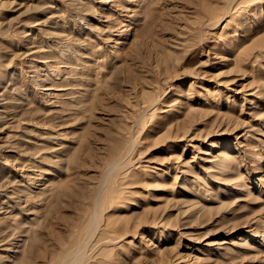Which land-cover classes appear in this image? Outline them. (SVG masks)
<instances>
[{
	"label": "rangeland",
	"instance_id": "rangeland-1",
	"mask_svg": "<svg viewBox=\"0 0 264 264\" xmlns=\"http://www.w3.org/2000/svg\"><path fill=\"white\" fill-rule=\"evenodd\" d=\"M0 264H264V0H0Z\"/></svg>",
	"mask_w": 264,
	"mask_h": 264
},
{
	"label": "bare ground",
	"instance_id": "bare-ground-1",
	"mask_svg": "<svg viewBox=\"0 0 264 264\" xmlns=\"http://www.w3.org/2000/svg\"><path fill=\"white\" fill-rule=\"evenodd\" d=\"M229 154H231V153H229Z\"/></svg>",
	"mask_w": 264,
	"mask_h": 264
}]
</instances>
